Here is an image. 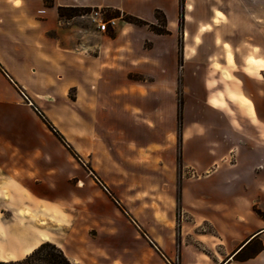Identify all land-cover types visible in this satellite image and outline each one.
Wrapping results in <instances>:
<instances>
[{"label":"rangeland","instance_id":"rangeland-1","mask_svg":"<svg viewBox=\"0 0 264 264\" xmlns=\"http://www.w3.org/2000/svg\"><path fill=\"white\" fill-rule=\"evenodd\" d=\"M98 9L105 20L125 18ZM92 10H64L62 22H94ZM157 16L156 23L133 24L159 43L143 41L138 55L100 57L80 89L74 76L65 83L59 68L34 74L26 24L0 28V162L43 175L29 186L45 196L20 203L23 187L0 178V262L13 260L3 247L13 223L26 221L74 264H180L156 246L178 249L182 186L209 174L187 162V139L219 131L212 104L230 117L252 115L240 90L264 102V0H238V23L169 24Z\"/></svg>","mask_w":264,"mask_h":264},{"label":"crops","instance_id":"crops-1","mask_svg":"<svg viewBox=\"0 0 264 264\" xmlns=\"http://www.w3.org/2000/svg\"><path fill=\"white\" fill-rule=\"evenodd\" d=\"M60 7L88 11L102 8L148 23H156L158 13L169 24L238 23V0H0V28H11L13 32L24 24L28 27L30 60L38 67L34 74L38 69L52 73L59 68L65 83L70 84L74 76L77 89L87 84L100 57L138 55L143 41L159 43V39L121 16H114L119 24L112 31H101L89 20L69 19L71 24L64 25ZM218 11L222 17H217ZM4 12L16 13V19H8ZM71 51L75 54L74 65L68 62ZM8 79L18 86L12 77ZM240 91L252 102V115L230 117L212 104L211 113L217 118L212 124H220L219 131H197L187 139L192 151L187 162L209 174L182 186L179 203L184 217L178 249L156 246L167 260L177 255L180 264H264V102L256 100L254 94ZM245 124L248 126L244 130H238V125ZM0 141L5 139L0 137ZM22 155L35 153L24 151ZM34 172L26 164L0 162V178L23 187L17 195L20 203L31 197L45 198L29 186L43 177L37 172L31 176ZM42 184H38L39 189ZM24 218L29 219L25 215ZM205 224L209 225L208 230ZM7 238L9 243L4 244L3 251L14 252L13 260L25 258L48 240L42 228L26 221L13 223Z\"/></svg>","mask_w":264,"mask_h":264},{"label":"trees","instance_id":"trees-1","mask_svg":"<svg viewBox=\"0 0 264 264\" xmlns=\"http://www.w3.org/2000/svg\"><path fill=\"white\" fill-rule=\"evenodd\" d=\"M67 9L73 8H62L60 7L59 12L60 15L63 16V11ZM126 21L134 23V24H147L148 22L135 17L133 15L126 14ZM48 125L51 126V123L48 121ZM256 211L262 215L261 211L256 209ZM33 259H38L43 262V264H74L63 252V250L58 247L56 244L45 241L41 243L35 250H33L29 255L20 260H12V261H1L0 264H25L30 262Z\"/></svg>","mask_w":264,"mask_h":264},{"label":"built area","instance_id":"built-area-1","mask_svg":"<svg viewBox=\"0 0 264 264\" xmlns=\"http://www.w3.org/2000/svg\"><path fill=\"white\" fill-rule=\"evenodd\" d=\"M103 14V11L98 8L93 9L91 12L92 19L96 23L98 29L101 31H107L110 25L115 27L117 20L115 18L105 20Z\"/></svg>","mask_w":264,"mask_h":264},{"label":"bare ground","instance_id":"bare-ground-1","mask_svg":"<svg viewBox=\"0 0 264 264\" xmlns=\"http://www.w3.org/2000/svg\"><path fill=\"white\" fill-rule=\"evenodd\" d=\"M217 17H222V14L219 11L217 12ZM229 60H230V57H229ZM248 63L257 65V67L260 66V63L258 61L254 62L253 60H248Z\"/></svg>","mask_w":264,"mask_h":264},{"label":"snow or ice","instance_id":"snow-or-ice-1","mask_svg":"<svg viewBox=\"0 0 264 264\" xmlns=\"http://www.w3.org/2000/svg\"><path fill=\"white\" fill-rule=\"evenodd\" d=\"M17 2H19V0H17Z\"/></svg>","mask_w":264,"mask_h":264},{"label":"water","instance_id":"water-1","mask_svg":"<svg viewBox=\"0 0 264 264\" xmlns=\"http://www.w3.org/2000/svg\"><path fill=\"white\" fill-rule=\"evenodd\" d=\"M23 93V92H22ZM29 103H30V101H29Z\"/></svg>","mask_w":264,"mask_h":264}]
</instances>
